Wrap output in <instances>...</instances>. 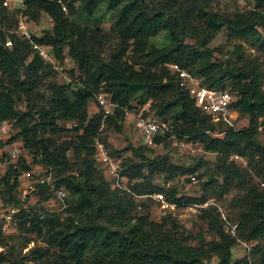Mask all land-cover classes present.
I'll list each match as a JSON object with an SVG mask.
<instances>
[{"label":"trees","instance_id":"1","mask_svg":"<svg viewBox=\"0 0 264 264\" xmlns=\"http://www.w3.org/2000/svg\"><path fill=\"white\" fill-rule=\"evenodd\" d=\"M60 1L67 12L58 0H24L23 14L28 22L42 12L53 20L42 37L32 34L26 39L6 31L14 27L17 10L2 7L0 0V35L4 38L7 34L13 43L10 47L0 43V123L7 121L16 128L10 142L19 141L23 153L33 154L45 174L52 173L55 186L64 188L70 197L64 198L68 214L63 219L49 211L32 213L20 208L15 212L20 226L33 217L30 230L42 236L47 246L32 249L20 261L0 253V264H22L30 256L39 261L52 256L51 264H210L213 256L217 258L213 264H253L250 256L232 261V248L239 240L256 242L252 252L260 253L264 263L260 244L264 239V189L247 180L252 173L264 185V141L258 139L253 121L255 117L264 119V75L257 58L242 52L235 59L217 62L208 47L216 33L225 29L230 39L264 51V0H253L252 7L230 15L213 11L208 0ZM102 8L111 14L108 30L100 26ZM78 16L87 22H76ZM163 32L168 40L155 44L152 39ZM112 38V51L102 57L105 43ZM188 38L194 42H187ZM31 42L48 45L57 58L66 53L74 61L68 74L71 81L45 82L57 73L34 52ZM172 63L200 78L202 85L228 89L234 98L232 109L245 115L248 125L236 128L213 122L180 87ZM99 91L108 93L117 106L106 116L101 108L89 115L88 102ZM134 99L140 106L132 104ZM19 102L24 103V109L19 108ZM146 102L149 112L161 120L171 118L168 124L177 137H186L204 152L216 154L214 167L221 183L210 180L205 186L213 183L222 192L234 181L247 186L236 219L226 215L229 222L237 224L235 236L225 232L226 220L217 204L199 207V218L213 236L210 240L202 231L184 233L169 214L154 221L147 213L134 212L136 196L150 197L163 189L153 182L155 176L172 181L194 174L197 164H177L166 154L148 155L153 148L146 145L131 147L138 159L125 157L121 163L128 190L114 187L96 167V141L107 146L104 132L122 131L124 108L135 110ZM68 120L75 123L73 135L58 141L68 129L61 123ZM168 135V131L156 134V143L166 144ZM232 155L245 157L247 166L240 168L230 159ZM22 156L18 161L28 169L31 162ZM18 168L17 163L9 164L0 178V193H8L11 200ZM37 189L46 193L45 199L54 196L47 184H37ZM176 194V187L166 190L169 201L181 203ZM197 201L204 203L205 198Z\"/></svg>","mask_w":264,"mask_h":264},{"label":"rangeland","instance_id":"2","mask_svg":"<svg viewBox=\"0 0 264 264\" xmlns=\"http://www.w3.org/2000/svg\"><path fill=\"white\" fill-rule=\"evenodd\" d=\"M209 6L213 11L224 13V14H233L234 12L241 11L243 9H248L253 6V0H208ZM76 4H78L76 2ZM103 7V6H102ZM8 11V10H7ZM10 12V11H9ZM103 12V8H102ZM10 15V13H7ZM15 18V15H14ZM49 16L42 12L37 19H31V26L33 29V34L40 38L43 33L49 30L52 27V21H49ZM76 22L78 23H86L84 17L78 16L76 17ZM111 24V14L107 12H103V16L101 19L100 26L105 30L110 28ZM10 30L6 31L10 33ZM114 39L110 40L108 43H105V48L102 51V57H107L109 52L112 51V46L114 44ZM167 36L166 34L160 33L152 41L155 44H160L162 42H166ZM187 42L191 44L194 42L193 39H186ZM240 46V48H239ZM208 47L213 51V59L217 62L225 61L228 59H235L236 54L242 53L246 57L257 58L258 62L261 64V70L264 75V51H258L254 48L248 47L245 43L240 40L230 39L227 35V31L222 29L216 33L214 38L208 44ZM66 50L65 48L63 51ZM55 71V70H54ZM54 76L48 77L45 79V82H53V83H61L62 75L55 71ZM65 74H69V70L65 72ZM69 77V76H68ZM262 88L264 89V77ZM133 105H139L137 103V99L132 101ZM19 108L24 109L25 105L23 102H19ZM140 106V105H139ZM133 110V109H131ZM142 110V107H137L135 112ZM100 111V107L97 105L95 98L93 97L88 102V113L89 115H93L95 112ZM232 117V125L236 128H242L248 125L249 121L247 117L241 114L238 110L232 109L230 111ZM258 128V139L260 141H264V119L261 117H255L253 120ZM171 118L166 117L165 123H170ZM217 123L218 121H214ZM61 123V122H60ZM12 129L8 135L6 143L0 145V148H4L6 145L10 143L12 136L16 132V128L10 124ZM64 126V123H61ZM73 135L71 129H67L63 131L56 139L58 141L66 140L70 136ZM104 135L107 136V148L110 153L115 156H121L123 159L125 157L133 158V160H137L138 157H134L132 153L131 147H139L144 146L142 138L135 127L133 126V119H126L123 123L121 132H104ZM2 150V149H1ZM2 154V155H1ZM147 154H166L172 162L177 164H197L196 172L192 175H181L179 177L174 178L172 181H166L163 175L155 176L153 179L154 183L159 184V186L163 187L161 191H157L158 193H163L164 202H158L155 198H153V194L150 197L146 195H138L135 197L136 200V208L134 212L138 214H146L148 215L149 220L160 221L161 218L167 214H169L170 219H175L177 224L183 230L184 233H193L196 234L199 231L203 232V235L206 240H210L213 238L211 234L207 232V226L204 221L199 218V207H206L210 204H217L219 211L226 218V215H229L233 220L236 219L237 212L243 206L244 203V194L247 190V186L244 183L232 182L227 191H223L221 188L216 187L215 184H209L205 186L206 182L210 180H217L218 184L221 183L220 175L214 167V162L216 159V154L211 152H199L195 155H192L185 150H179L176 146H174L170 141H167L166 144H161L153 148V152H147ZM33 154L27 153L24 151L22 158H27L28 162H31L30 167L27 170H31L34 172L35 176H44L46 169L40 164L36 162L35 157H32ZM34 159V162L32 160ZM231 160H234L240 168H245L247 166V159L245 157H235V155L230 156ZM0 178L6 172L7 166L4 164V154L0 153ZM19 168L18 172L22 170H26L21 166L20 161L16 162ZM5 165V166H4ZM96 167L101 169L105 174L102 166L99 162H96ZM251 174V175H250ZM247 177L248 181H251L254 184H258L260 189H264L263 183L260 182V179L254 176L252 173ZM106 176V175H105ZM14 177V176H13ZM11 178V183L14 178ZM191 177H194L196 182L191 181ZM108 179V177L106 176ZM128 190L126 184H124ZM171 187L177 188L176 196L183 200L181 203H175L169 201L167 199L166 190ZM0 185V189H1ZM2 192V189H1ZM13 200L10 199V195L7 193H0V197L2 198V206L0 209L4 211L5 218H1L0 220V253L8 255L12 260L20 261L21 258L27 256L29 252L34 248H45L46 241H44L42 236H38L35 231L30 230L33 225V217H29L26 225L20 226V224H16V219L13 214L15 212H19L20 208L26 209V211L32 213H42L43 211L55 212L62 219L65 218L68 214L66 211L67 202L65 199L61 200L60 198H56L55 196L45 199L46 193H40L37 189V184H31L30 186H25L20 183L16 184L14 190L12 191ZM67 195V194H66ZM66 197V196H65ZM64 197V198H65ZM205 198L204 203H198L197 199ZM69 199V194L67 195ZM191 201V202H187ZM234 201H237L234 203ZM169 204V206L166 205ZM138 206V207H137ZM7 221L8 224V233L7 235H3L1 233V227L3 223ZM191 244H196V240H189ZM247 243V244H246ZM256 242L249 243L239 240L238 243L232 248L231 257L232 261L237 259H241L244 256H250L253 258V264H264L261 262V254L253 253L252 248ZM262 248L264 250V239L260 241ZM52 252V251H51ZM45 260V261H44ZM43 261L33 260L30 256L29 259L23 260L22 264H51L50 260H52V256L46 257ZM217 261V258L213 256L209 261L210 264H213ZM1 264H11L9 262H3Z\"/></svg>","mask_w":264,"mask_h":264},{"label":"built area","instance_id":"3","mask_svg":"<svg viewBox=\"0 0 264 264\" xmlns=\"http://www.w3.org/2000/svg\"><path fill=\"white\" fill-rule=\"evenodd\" d=\"M58 2L61 3L62 11L67 12L65 4H63L60 0H58ZM1 6L8 10H17L14 18V27L10 30V33L21 38L31 39L33 29L31 22H28L23 14L24 0H1ZM48 19L49 21H52V18L49 17ZM0 43H3L6 47H10L13 44L12 39L7 34H5L4 38L0 35ZM31 43L34 52L42 58L45 64L50 65L55 71L59 72L62 75L63 80H66L67 82L71 81L70 77H68L65 72L74 68V61L66 53H64L61 58H57L54 51L48 45L38 42ZM170 67L177 74L180 87L188 91L190 96L194 99L196 105L203 113L210 117L213 122L221 121L226 125L234 126L232 125V117L230 114L234 98L228 89L202 85L200 78L195 77L177 63L170 64ZM95 100L97 105L103 111L104 116L112 113L113 109L117 106V104L111 100L110 95L104 91L97 92ZM148 106L149 102H146L142 106V110L138 112L124 108L125 118L133 119V126L135 127V130L139 132L143 145L152 148L161 145L160 143H156L155 135H163L165 131H168V141H170L179 150H185L192 155L204 152L202 146L198 143L193 142L186 137H177L176 133L172 130V126L165 123V121L161 120L152 112H149ZM144 112H146V114H144ZM74 125L75 123L71 120L64 122V126L68 129H71ZM9 130L10 124L7 121L0 123V144L3 142L4 137L9 135ZM95 148L97 162L101 164L105 175L111 181L112 185L117 188L127 189L124 185L125 178L121 175V163L123 157L112 155L103 141H96ZM22 154L23 149L19 141L10 142L4 153V164L6 166L9 164L15 165ZM235 157L238 158L239 156L235 155ZM17 180L18 183L25 186H30L33 183L47 184L50 186V189L53 191L56 198L63 200L66 196L64 188H57L55 186L51 172H47L44 176H35L33 171L26 169L19 172ZM191 181L196 182L194 177H191ZM153 198L161 203L165 201L164 195L161 192L154 193ZM1 199L2 198L0 197V207L3 204ZM166 205L169 206L168 203H166ZM3 213L5 212L0 209V220L1 218H5V214ZM224 219L226 220L223 225L225 232L235 236L237 224L229 222L226 218ZM8 224L9 222L5 221L1 227V233L3 235H7L8 233Z\"/></svg>","mask_w":264,"mask_h":264},{"label":"crops","instance_id":"4","mask_svg":"<svg viewBox=\"0 0 264 264\" xmlns=\"http://www.w3.org/2000/svg\"><path fill=\"white\" fill-rule=\"evenodd\" d=\"M7 138H8V135L4 137V140H3V142H2L1 144H3L4 142L6 143ZM1 144H0V145H1ZM6 148H7V145H6L4 148H0V153L2 152V153L4 154ZM1 149H2V150H1ZM1 155H2V154H1Z\"/></svg>","mask_w":264,"mask_h":264}]
</instances>
